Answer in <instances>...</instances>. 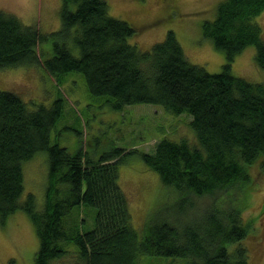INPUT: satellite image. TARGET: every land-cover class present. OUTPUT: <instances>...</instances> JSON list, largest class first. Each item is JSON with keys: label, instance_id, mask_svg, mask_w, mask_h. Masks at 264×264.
<instances>
[{"label": "trees", "instance_id": "16d2710c", "mask_svg": "<svg viewBox=\"0 0 264 264\" xmlns=\"http://www.w3.org/2000/svg\"><path fill=\"white\" fill-rule=\"evenodd\" d=\"M217 4L201 33L224 53L219 72L186 58L171 29L149 49H139L129 40L134 26L110 15L105 0H62L61 27L48 33L0 11V69L39 66L57 82L78 72L89 94L106 97L114 110L159 104L168 113L191 115L195 134L191 142L162 138L149 153L115 147L93 159L82 148L51 143L64 110L62 96L29 108L19 95L0 90V223L19 209L30 216L39 237L35 264H70L58 262L68 254L75 257L72 264H136L143 255L190 256V264H249L241 245L249 227L239 213L228 210L220 218L208 211L180 229L150 216L140 236L119 183L118 166L137 153L158 174L161 188L175 191V208L183 213L192 196L254 188L250 169L261 157L264 171V84L235 76L231 67L235 55L253 44L255 64L264 69V38L254 21L264 0ZM38 151H46L48 161L41 210L31 193L18 203L23 161ZM77 206L95 209L92 228L77 227L82 212L73 220L76 228L66 224Z\"/></svg>", "mask_w": 264, "mask_h": 264}, {"label": "rangeland", "instance_id": "374dc122", "mask_svg": "<svg viewBox=\"0 0 264 264\" xmlns=\"http://www.w3.org/2000/svg\"><path fill=\"white\" fill-rule=\"evenodd\" d=\"M105 1L110 15L134 26L136 31L129 40L139 49H149L155 42L163 40L166 31L171 29L184 48L186 58L204 66L208 72L220 71L225 61L224 53L217 50L209 38L202 36L201 23L216 16L217 3L222 0ZM61 3L62 0H0V11L17 16L25 25H34L48 33L61 27ZM254 21L260 25L264 38V10ZM254 52L255 46L251 44L235 55L232 73L252 83L264 84V69L255 64ZM0 90L19 95L29 108L40 103L50 105L54 99L62 96L64 110L61 119L52 128L51 143L58 142L72 151L82 148L93 159L110 148L149 153L162 138L174 141L184 138L191 142L195 137L189 125L191 115L168 113L163 106L152 103H136L114 110L106 97L89 94L83 74L78 72L67 73L57 82L55 77L39 66L1 68ZM137 153L128 155L118 168L119 183L132 214V225L140 236L150 216L167 220L180 229L186 224H195L208 211H214L221 218L232 210L239 213L242 222L249 227L241 241L246 248L249 264H264V171L260 170L259 162L262 157L250 169L255 179L254 188L236 187L216 190L201 197L192 196V203L180 213L175 208L178 195L164 186L161 188L158 174L146 167ZM47 170L46 151H38L23 161V192L18 203H23L31 193L35 197L36 209L43 208ZM70 213L69 217L73 218L67 219L68 226L76 228L77 224L80 230L93 227V207L77 206ZM38 249L39 237L25 211L19 209L9 215L3 225L0 223V264H35ZM74 259L68 254L58 262L72 264ZM190 260V256L143 255L136 264H190Z\"/></svg>", "mask_w": 264, "mask_h": 264}]
</instances>
